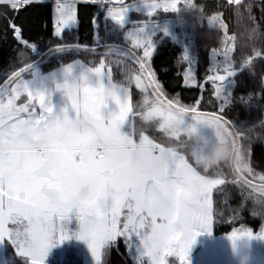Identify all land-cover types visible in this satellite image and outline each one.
<instances>
[{
  "label": "snow or ice",
  "instance_id": "obj_1",
  "mask_svg": "<svg viewBox=\"0 0 264 264\" xmlns=\"http://www.w3.org/2000/svg\"><path fill=\"white\" fill-rule=\"evenodd\" d=\"M0 2L16 9L21 0ZM93 2L142 55L125 53L135 68L117 61L120 81H114L112 67L104 59L108 53H104L98 66L75 61L47 75L36 64L27 63L0 86V254L10 244L25 258L24 264H45L49 250L69 239L67 225L75 212L79 231L74 235L86 242L94 264H102V257L120 237L135 264H175L168 257L190 264L197 236L212 232V193L226 183L223 167L230 170L241 194L247 192L245 200L251 199L258 209L253 215L264 220V175L259 176V186L253 184L250 144L244 131L226 118L234 85L229 77L237 72L228 56L231 49L224 53V74H218L221 66L216 65L210 71L217 74L208 76L219 107L202 113L196 106L168 97L150 63L156 46L153 37L161 31L173 36L168 24L162 26L151 18L158 9L178 12V0H143L135 5L122 0ZM233 2L238 18L243 8L254 19L250 3L229 0ZM195 7L189 0L185 10ZM132 11L143 12L149 19L131 21ZM54 12V34L59 37L75 25L77 0H55ZM216 22L217 16L209 21ZM220 27L227 31L222 22ZM13 28L19 38L21 29ZM21 43L36 51L35 44ZM77 50L71 46L53 49L57 53ZM184 60L189 65L184 75L188 83L194 77L187 48ZM133 84L143 94L135 114ZM21 97L26 100L18 104ZM251 99L241 98L245 103ZM136 115L144 124L154 122L166 132L168 142L150 138L146 129L137 133ZM184 131L196 134L191 154L180 140ZM239 231L240 235L233 230L228 237L234 248L244 238L264 239V226L259 236L248 228Z\"/></svg>",
  "mask_w": 264,
  "mask_h": 264
},
{
  "label": "trees",
  "instance_id": "obj_2",
  "mask_svg": "<svg viewBox=\"0 0 264 264\" xmlns=\"http://www.w3.org/2000/svg\"><path fill=\"white\" fill-rule=\"evenodd\" d=\"M140 1L143 0H122V3L135 5ZM54 2L55 0H32L27 4L21 2L16 9L10 5L0 4V86L12 72L25 67L27 63H33L47 50L56 46L71 44L99 46L114 43L125 45L142 55V50L134 49L125 42L124 33L116 31L113 27L114 22L106 20V12L99 5L91 3L93 0H77L76 26L57 37L54 34ZM188 2L189 0H178V12L165 13L158 9L151 18L162 26L168 24L175 37L174 42L173 36H165L162 31L153 37L156 46L150 61L151 67L168 97H176L184 105L196 106L199 111L214 112L217 111L220 101L217 100L208 76L214 74L210 69L215 68L217 60L221 63L218 64L221 66L218 74H224L222 71L224 53L231 49L228 56L238 73L235 77L229 78L234 79L235 83L230 90L232 102L225 109L226 118L244 131L245 142L250 144L251 167L256 177L252 181L261 183L259 176L264 175V0H241L242 4L252 5L251 16L254 19H249L243 8L241 9L243 15L238 18L234 12L237 5L234 2L229 3V0H190L196 7L186 11L185 5ZM213 16L219 17V22L210 24ZM148 19L143 12L132 11L129 15L131 21ZM220 22L226 25V32L220 27ZM13 25L21 29L23 41L35 44V52L16 39ZM189 46L192 50L191 66L195 71L194 87H187L184 81L185 72L189 68L187 61L184 60V51ZM256 53L261 57L257 59ZM100 58L101 56L78 52L63 53L50 59L39 68V71L51 72L76 60H82L89 66H98ZM104 59L105 63L112 67L114 81L123 79L117 61L136 67L129 59L118 53L105 55ZM249 59H253L252 63L244 64V61ZM242 64L247 66L243 68ZM131 92L135 114L140 110L143 94L134 84ZM249 96L252 97L250 101L242 102V97L247 100ZM135 120L137 133L146 129L145 133L150 138L158 142H168L167 133L161 131L154 122L146 125L138 115L135 116ZM195 137V133L191 136L187 131L181 133L180 140L186 145L185 152L191 154L195 149ZM221 171L226 183L219 186L213 196V239L229 236L233 230H237V234L240 235L241 228L251 229L254 236L259 235L264 220L258 214L253 215L258 209L251 199L245 200L247 192L242 195L239 185L232 183L233 176L230 170L223 167ZM259 247L264 248V245ZM15 262L24 264V260L20 258H16ZM65 264L82 263L73 256ZM106 264L131 263L124 254L116 252L106 258Z\"/></svg>",
  "mask_w": 264,
  "mask_h": 264
},
{
  "label": "rangeland",
  "instance_id": "obj_3",
  "mask_svg": "<svg viewBox=\"0 0 264 264\" xmlns=\"http://www.w3.org/2000/svg\"><path fill=\"white\" fill-rule=\"evenodd\" d=\"M22 1V0H21ZM32 1V0H30ZM143 1H140V3ZM162 2V1H159ZM130 15V13H129ZM129 15H128V19H129ZM106 17V15H105ZM76 24V22H75ZM189 56H192V50L191 47H186ZM215 64H221L219 63V61L217 60L215 62ZM191 67V73L193 75V77L195 76V71L194 69ZM235 67V66H233ZM28 78V77H26ZM235 83V80L232 79ZM185 85L187 87H194L196 86L195 80L190 81L188 83H185ZM132 93V92H131ZM131 101L132 100V96H131ZM24 102V100H22V98L17 101V103H22ZM133 105V103H132ZM147 134V133H145ZM221 186V185H219ZM217 186V188L219 187ZM213 189V193H212V208H213V196H214V192L217 189ZM74 215L70 214V222L67 225L68 228V233H69V239L61 242L60 244L54 245L50 250H49V254L45 259V263H53V264H65L66 262L69 261V258L75 256L78 260L81 261L82 264H94V261L90 255L89 249L87 247V244L85 241L79 240L78 238H76V236L74 235L76 232L79 231V222L76 219V217H72ZM213 228H214V217H213ZM257 236H259L257 234ZM247 239V238H246ZM213 229L211 234H209L208 232H201L200 235L197 236L195 243L192 245L191 249H190V253H189V261L190 264H194L195 261L197 260V258L204 252V250L206 249V247L213 241ZM248 240V239H247ZM255 241H257L258 243H260L261 245H264V239H253ZM251 241V240H248ZM121 253L124 254V256L128 259V261L131 264H135V258L134 256L130 255L128 250L125 247L123 238L120 237L117 239L116 244L111 247L109 249V252L106 256L102 257V264H106V258L111 257L114 253ZM7 254V256H6ZM74 254V255H73ZM16 258H20V259H25L20 257L15 250L12 248V246L10 244H8L6 246V249L4 250V252L2 254H0V264H5V261L8 260H16ZM170 262L171 261H175V264H179V260L176 257H168L167 258ZM15 264H20L19 262H15Z\"/></svg>",
  "mask_w": 264,
  "mask_h": 264
},
{
  "label": "water",
  "instance_id": "obj_4",
  "mask_svg": "<svg viewBox=\"0 0 264 264\" xmlns=\"http://www.w3.org/2000/svg\"><path fill=\"white\" fill-rule=\"evenodd\" d=\"M15 37L18 41L22 40L21 35L19 38H17L16 35ZM61 46H71L72 48H78V50L57 53L53 51V49L58 47L56 46V47H53L47 50L45 53H43L36 61L33 62V64H36L39 69L53 57L63 54V53H69V52H78L82 54L95 55V56H101L104 53H108V54L118 53V54L123 55L127 59H129V57L125 53L135 52L133 49L125 45L114 44V43L113 44H102L99 46H86V45H81V44H71V45H61ZM260 57L261 55H256L257 59ZM252 61L253 59H249L248 64L252 63ZM246 66L247 65H244L243 68H245ZM237 73L238 72H236V75ZM215 74L217 73L214 72L213 75ZM229 78H233V77H229ZM149 90L151 91V89ZM200 112L210 113L207 111H200ZM253 184L256 186H259L260 183L253 182ZM228 237L229 236H225V237H218L214 239L206 247L204 252L197 258L194 264H263L261 261L260 255L255 252L253 247L249 245L245 241V239L238 241L234 248L232 241ZM45 264H53V263H45Z\"/></svg>",
  "mask_w": 264,
  "mask_h": 264
},
{
  "label": "flooded vegetation",
  "instance_id": "obj_5",
  "mask_svg": "<svg viewBox=\"0 0 264 264\" xmlns=\"http://www.w3.org/2000/svg\"><path fill=\"white\" fill-rule=\"evenodd\" d=\"M246 242H247L248 244H250V245L253 247V249L255 250V252H256L257 254L260 255L261 261H262V263L264 264V260H263V257H264V248H260V247H259L261 244L258 243V242L255 241V240H253V239H252L251 241H248V240L246 239Z\"/></svg>",
  "mask_w": 264,
  "mask_h": 264
},
{
  "label": "crops",
  "instance_id": "obj_6",
  "mask_svg": "<svg viewBox=\"0 0 264 264\" xmlns=\"http://www.w3.org/2000/svg\"><path fill=\"white\" fill-rule=\"evenodd\" d=\"M22 2V1H21ZM20 2V3H21ZM0 4H5V3H3V2H0ZM76 26V24L73 26V27H75ZM68 30H70V29H65L63 32H66V31H68ZM62 32V33H63ZM76 61H79V62H81V63H84L82 60H76ZM75 62V61H74ZM71 63H73V62H71ZM84 64H86V63H84ZM56 70V69H55ZM106 70V69H105ZM54 71V70H53ZM41 72V74H43V75H47V74H49L50 72H42V71H40ZM52 72V71H51ZM22 98V100H26V97H21ZM71 215H74V216H72V217H76L77 216V213H72Z\"/></svg>",
  "mask_w": 264,
  "mask_h": 264
},
{
  "label": "built area",
  "instance_id": "obj_7",
  "mask_svg": "<svg viewBox=\"0 0 264 264\" xmlns=\"http://www.w3.org/2000/svg\"><path fill=\"white\" fill-rule=\"evenodd\" d=\"M91 3H94V2H91ZM94 4H96V3H94ZM98 5V4H97Z\"/></svg>",
  "mask_w": 264,
  "mask_h": 264
}]
</instances>
